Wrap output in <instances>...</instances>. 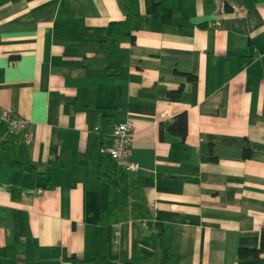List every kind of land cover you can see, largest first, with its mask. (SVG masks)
Returning <instances> with one entry per match:
<instances>
[{
  "label": "crops",
  "instance_id": "crops-1",
  "mask_svg": "<svg viewBox=\"0 0 264 264\" xmlns=\"http://www.w3.org/2000/svg\"><path fill=\"white\" fill-rule=\"evenodd\" d=\"M0 1V105L29 122L0 152V264H161L158 229L174 264H264L239 258L264 229V0H190L170 24L135 0L117 45L124 0ZM111 109L135 123V172L105 151ZM182 113L185 143L161 139Z\"/></svg>",
  "mask_w": 264,
  "mask_h": 264
},
{
  "label": "trees",
  "instance_id": "trees-1",
  "mask_svg": "<svg viewBox=\"0 0 264 264\" xmlns=\"http://www.w3.org/2000/svg\"><path fill=\"white\" fill-rule=\"evenodd\" d=\"M190 0H146L147 13L149 15L156 16L161 19L165 24H170L173 21V17L176 13L180 12L185 20L190 17L189 10ZM245 5L249 10L254 7L252 0H244ZM4 4L0 1V7ZM124 9L126 12V18L122 21L111 22L108 26L106 40L102 43L117 45L124 38H131L135 42V36L133 35L134 25L139 17V10L135 0H124ZM226 10L231 11V8L226 5ZM204 27V25H200ZM110 77L114 76L110 75ZM181 91L172 94L173 99H179ZM115 117V110H110L108 114L102 117L101 130L103 133L112 134L114 130L113 119ZM166 134L175 135L182 139L185 143L188 134V117L186 113H182L175 117V119L168 123L160 124V138L164 139ZM6 142V141H5ZM4 142V143H5ZM3 143V145H4ZM2 145V147H3ZM252 155V147L248 143L244 148V157L250 158ZM101 178L110 181L111 185L116 189L127 191L129 188L128 180L125 174H117L113 171L104 159L101 161L100 167ZM158 252L161 254V264H174L173 255L170 253L167 246L165 232L163 229H158ZM264 254V229L261 232L260 247L257 249L241 248L239 250V258L241 260H256ZM69 261L77 262V259H69ZM94 264H109V261L102 256H98L90 261ZM132 264V263H131Z\"/></svg>",
  "mask_w": 264,
  "mask_h": 264
},
{
  "label": "built area",
  "instance_id": "built-area-1",
  "mask_svg": "<svg viewBox=\"0 0 264 264\" xmlns=\"http://www.w3.org/2000/svg\"><path fill=\"white\" fill-rule=\"evenodd\" d=\"M4 124L6 125V132L2 136L0 135V152L3 143L10 136L25 133L27 137L29 130V122L27 120L0 105V127ZM134 133L135 123L132 121L116 125L112 132L111 145L105 149L112 159L128 172H135L140 168L139 164L131 159V145ZM143 226L146 228V223H143Z\"/></svg>",
  "mask_w": 264,
  "mask_h": 264
}]
</instances>
